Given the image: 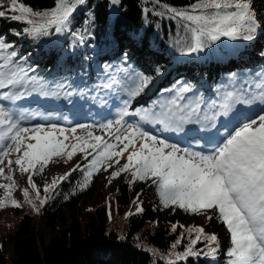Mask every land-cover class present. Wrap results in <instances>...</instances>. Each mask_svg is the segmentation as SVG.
<instances>
[{
  "label": "snow or ice",
  "instance_id": "6c2138e0",
  "mask_svg": "<svg viewBox=\"0 0 264 264\" xmlns=\"http://www.w3.org/2000/svg\"><path fill=\"white\" fill-rule=\"evenodd\" d=\"M86 0H54L50 9L34 10L20 0H0V18L20 22L21 32L31 38L48 37L67 30L74 12ZM118 4L120 0H111ZM158 2V0H155ZM164 12L183 22V27L191 36V44L185 54L203 51L212 44L226 38L229 41H251L260 27L252 0H194L184 8L161 5ZM163 15L164 13H157ZM18 53L6 37L0 35V101L14 102L29 94V88L36 91L34 78L28 75L19 61ZM24 58L21 57L22 61ZM150 82V77L139 75L134 86L129 89L131 96L139 94ZM118 82L106 84L111 88ZM37 87L43 90L44 85ZM251 88L227 91L218 102L214 101L202 108L201 98L186 97L191 92L189 86L172 90L168 99L152 108L136 110L142 122L160 125L164 131H182L189 123L215 126L220 116H228L237 105L264 104V82ZM71 95V93H68ZM127 105V102H126ZM129 115L127 106L117 119L99 125L105 135H95V126L77 125L72 128L57 124H36L21 126L20 120L0 104V165L7 160L8 174L0 166V183L4 197L0 198V209L22 205L14 198L16 182L12 176V165L21 173H27V183L36 192L39 205L43 206L48 194L56 189L61 181L68 180L75 171H82V179L77 182L80 190L86 189L95 173L103 167L106 171L115 165L107 178L108 183L122 173L131 176L129 184L150 180L155 186L159 203L164 208H179L187 214L204 215L210 222L215 218L229 234V245L224 250L226 264H264V108L256 117H245L235 126H225L219 133V140L210 143L207 150H194L170 143L156 135L142 130L139 124H126ZM80 135H77V131ZM71 140L69 141V135ZM107 137V138H105ZM137 143L139 147L137 148ZM123 145V147H119ZM132 149L129 151V149ZM83 154V166L76 164L68 172L53 177L51 183L44 185L45 197L40 198L33 177L44 172L55 158L68 163L77 154ZM127 153L126 162L120 158ZM15 154V159H9ZM25 201L36 208L29 198V189L24 188ZM136 214L144 211L139 201H133ZM38 210V209H37ZM131 215V213H129ZM178 225L173 224V231ZM188 240L182 252L173 251V260H186L189 257L215 259L221 251L218 235L208 234L204 226L184 227ZM181 244L177 238L171 246L175 249ZM197 245H203L197 247Z\"/></svg>",
  "mask_w": 264,
  "mask_h": 264
},
{
  "label": "trees",
  "instance_id": "16d2710c",
  "mask_svg": "<svg viewBox=\"0 0 264 264\" xmlns=\"http://www.w3.org/2000/svg\"><path fill=\"white\" fill-rule=\"evenodd\" d=\"M20 2L34 10L54 6V0ZM193 2L120 0L112 4L111 0H86L74 12L60 38L56 34L38 39L15 35L24 25L6 18H0V35L5 36L6 41L12 38L19 46L20 49L14 47L18 53L16 60L34 78L32 87H36V91L50 97L71 93L70 99L75 103L72 112H63L61 105H55L53 110L77 122L80 113H96L91 109L90 98L103 96L107 91L105 85L118 79L119 74L150 77V82L139 94L130 95L133 102L138 100L136 105L146 109L159 102L163 93L185 86L183 81L189 69H195L200 75L190 86L192 92L202 89L204 96H209L222 81L231 80L238 73L241 76L242 67L234 64L231 51L221 43L216 42L203 50L202 63H198L192 53L185 54L191 44L190 33L182 21L164 12L161 5L184 8ZM252 3L257 6L259 16L264 17V0H252ZM161 12L164 14H157ZM132 41L137 45L132 47ZM245 42L251 56L241 57L243 71L254 81L264 70V31L258 28L254 39ZM60 54L62 66L58 65ZM163 75L167 78L160 82ZM223 75L225 80H222ZM40 83L44 85L43 90L37 87ZM205 86L208 88L204 89ZM46 106L53 108L52 104L35 100L29 101L24 108L11 106L10 109L25 119L27 127H32L35 119L52 112ZM77 133L81 134L79 130ZM94 134L105 135L95 131ZM49 165L33 177L40 198L45 197L44 177ZM99 172L94 174L86 189L80 190L77 182L82 179V171H75L48 194L43 206L35 204L33 208L30 205L34 211H27L29 213L21 217L16 229L0 243V264H168L174 259L173 251L184 250L188 237L186 233L181 237L184 228L179 227L180 224L161 217L156 208L136 214L133 201L148 181L129 184L130 178L114 190L107 205L87 209L83 203L94 197ZM25 188L29 189V198L36 199V192L28 186ZM179 210L189 218L194 216ZM117 221L121 224L116 229L113 227ZM173 224L178 225L175 231ZM220 228L224 226L213 218L205 231L212 234L211 230ZM178 237L181 244L172 249ZM226 237L224 244H229L227 232ZM226 260L221 250L215 259L189 257L176 264H226Z\"/></svg>",
  "mask_w": 264,
  "mask_h": 264
},
{
  "label": "rangeland",
  "instance_id": "374dc122",
  "mask_svg": "<svg viewBox=\"0 0 264 264\" xmlns=\"http://www.w3.org/2000/svg\"><path fill=\"white\" fill-rule=\"evenodd\" d=\"M5 4H7L6 0H5ZM252 8L254 9V11L256 13L258 23L260 24L259 28H261V30L264 31V17L259 16L258 9H257V6L255 5V3H252ZM57 36L60 37V34H57ZM256 41L258 42L259 39ZM7 42L11 43L13 45V47L20 49L19 46L13 42L12 38L9 39ZM135 42L136 41L131 42L132 47L137 45V43H135ZM217 42L223 44L224 47L233 50L232 49L233 47L231 46L230 41L227 40L226 38H222L220 41H217ZM192 54L196 55L198 57L199 61L201 62L200 58H201V55L203 54L202 51L193 52ZM243 56L250 57L251 53L244 49L241 52H238V54H236L235 59H234V64L239 65L240 67H242V69L244 67V63H243L241 57H243ZM62 60H63L62 54H60L59 59H58V65L62 66V64H63ZM197 62H198V60H197ZM211 69L213 70L214 67H211ZM241 73L243 74L244 71H242ZM185 74L187 77L183 82H184L185 86H189V87L192 84H194L195 82H197L199 79V76H200L199 72L193 68L189 69L188 72H186ZM164 77L165 76H162L160 78V81L163 80ZM117 78L118 79H115V81H117L118 83L115 84L111 88L115 93H118V95L113 97V95L109 96L110 94H106L100 100H97V98L96 99L93 98V100H92V103L94 104L93 108L97 111H100L101 113L99 115H96V116H90L88 114L82 115L81 124L93 125V126H95V130H94L95 132H103L99 129V125L107 123L109 121H114L115 119L119 118L118 117L119 112L122 109H124L125 106H127L126 105V98L129 95V89L134 86V81L136 79V75L134 73H123V74H119L117 76ZM222 80H225L224 75L222 77ZM258 82H264V70L261 72L259 79H257L256 81H248L246 75L244 74L241 77H239V76L234 77L233 79H231L229 81L227 80V81L222 82L220 85H217L216 89L212 92L211 96H209V97L205 98L204 96L201 95L200 90H202V89H195V91H193V92L191 91V92L187 93L186 97H190L192 99H195L197 97L201 98L204 102L202 105V108L207 110V106L209 104H211L214 101L218 102L220 100L221 96L224 93H226L227 91H232L233 89L240 91V90H242V86H243V88H251V90L253 92L258 93L259 90L255 89V84ZM111 88L107 87L106 90L108 91ZM172 90L173 89H170V91L163 94L159 100H161L163 102L166 99H168L170 97V95L172 94ZM28 91H29L28 95H25L24 97L17 99L14 102L0 101V104L1 103L6 104V106H7L6 109L9 110L10 112H12L15 115V117L20 120L21 126L24 125L22 122V119H21L22 116H20V114H18L15 111H11V109H10L11 106H16V105L25 106L26 102L29 99L35 100V99L39 98V96H41L42 102L48 101V96L46 93L41 94L39 92H33L32 88H29ZM67 98L68 97L66 95L60 94L58 97V100H59L60 104L62 103V104H64V106L70 107L69 104H67ZM258 104L261 106V103L258 102ZM258 104L256 103V105H258ZM240 106H238V105L236 106L237 112L241 110ZM130 108H132V109H130ZM257 108L258 109H256V111L258 112V114H261V110H259L261 108L259 106ZM127 109H128L129 115L124 118L126 124H139V126L142 128V130L147 131L153 135H156L153 128H158L159 134L156 136H158L162 139H165L170 143H176V144L180 145L181 147H184V145L187 144L183 140V137L185 136L184 134L187 133V131L185 129V125L183 126L182 131H171V130L164 131L161 129L160 125H153L150 123L140 121L138 116L135 115L136 110H137L136 106H132V107L127 106ZM248 115H250V114H248ZM245 117H243V118H245ZM243 118L241 119V121L243 120ZM39 123H42V124H45V123H50V124L62 123L63 124L64 123V125H62V126H70L71 123H73V122L71 120L59 117L54 113V114H49L48 116L43 117L42 119L39 120ZM236 124H237V122L233 126H235ZM192 126H195V125L193 124ZM151 129H153V130H151ZM66 135H69V141H66V143L73 142L71 140V134L66 133ZM77 135H79V133H77ZM182 135H184V136H182ZM178 137H180L179 142L176 141V138L178 139ZM196 143L197 144L195 146L198 147L200 150H202V148H201L202 139H198L196 141ZM136 146L138 148L139 143H137ZM119 147H123V145H119L117 150H119ZM131 150L132 149L130 148L129 151H131ZM9 159L14 160L15 154L10 156ZM126 159H127V153H125L124 156L120 158V164L122 165L123 163H125ZM85 162L86 161L83 159V154H80V153H77L73 157V159L71 161H69L68 163H64L63 160H61L59 158H55L54 161L51 162V164L49 165V167L45 173L44 185L51 183V180L53 179V177H58L60 175H63L65 172L72 169L76 164L79 163L82 166ZM0 166L5 167V175H7L8 174L7 160H5L4 164L0 165ZM11 167H12V173L11 174L13 176V179L16 182V188L13 192L12 198L16 199L22 206L18 207V208H13L9 205V206L4 207L3 209H0V243L3 241V239L6 237L7 234L12 233L16 229V227L18 226V224L21 220V217L24 214L29 213L27 211H31V212L34 211L30 207V205L25 201V198L22 194V189L25 188V186L30 187L27 183L28 174L19 172L16 169L15 164H13ZM114 170H116L115 165L111 168H108L106 171L104 170L103 167L101 168V171L98 173L99 175L97 174L98 175L97 184H96V188H97L96 190L97 191H96L94 197L92 199L86 200L83 203L84 206L87 207V209L93 208L95 206H99L100 204L107 205L109 203V199L111 198L110 196L114 195V190L117 189L119 186L123 185L124 182L128 181L131 178L130 174L122 173L119 177L112 180L111 183H108L107 178L110 176L111 172ZM0 183H9V181L3 180V181H0ZM3 197H4V190L0 189V198H3ZM136 200H137V197H136ZM139 201L141 203V207H143V209H144L143 212H146V211L149 212L150 208H156V209H158L157 213H159L161 217L171 219L176 224H180L183 226L184 225H186V226H191V225L204 226L205 230L208 228V226L210 224V222L205 218L204 215H194L192 218H189L183 212H181L179 209H173L172 207L164 208L159 203V199H158V196H157L156 191H155V186L152 184V182L150 180H148L146 187L143 188L142 192L139 194ZM33 203L39 205V200H36L33 198ZM120 224L121 223L117 221L116 223H114L115 227H113V228L117 229L120 226ZM211 232L218 235L220 245H221V250L224 253V250L229 245V244H224L225 240L227 239L225 228H220L218 230L216 229L213 231L211 230Z\"/></svg>",
  "mask_w": 264,
  "mask_h": 264
},
{
  "label": "bare ground",
  "instance_id": "6f19581e",
  "mask_svg": "<svg viewBox=\"0 0 264 264\" xmlns=\"http://www.w3.org/2000/svg\"><path fill=\"white\" fill-rule=\"evenodd\" d=\"M249 107H250V106H249ZM251 108H253V106H251L250 109H251ZM260 108H261V109L264 108V105H263L262 107H260ZM256 109H258V108H257V107H254V109H252V114H251L249 117H256V116H257L258 112L256 111ZM261 109H259V110H261ZM239 114H240L241 117H245V116H247L243 109H241V110L239 111ZM209 126H210V125H209ZM207 127H208V126H207ZM190 131H191V130H190ZM190 131H188V132H190ZM195 132L201 133V132H199V130H195ZM212 135L214 136V132L211 133V134H209L207 138H212Z\"/></svg>",
  "mask_w": 264,
  "mask_h": 264
}]
</instances>
